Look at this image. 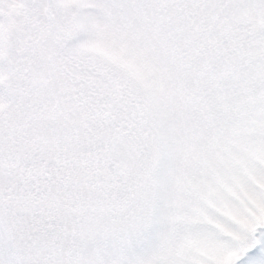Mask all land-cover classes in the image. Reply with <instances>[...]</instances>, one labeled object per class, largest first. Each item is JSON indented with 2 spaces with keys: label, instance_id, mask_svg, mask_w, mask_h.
<instances>
[{
  "label": "snow or ice",
  "instance_id": "6c2138e0",
  "mask_svg": "<svg viewBox=\"0 0 264 264\" xmlns=\"http://www.w3.org/2000/svg\"><path fill=\"white\" fill-rule=\"evenodd\" d=\"M0 264H264V0H0Z\"/></svg>",
  "mask_w": 264,
  "mask_h": 264
}]
</instances>
